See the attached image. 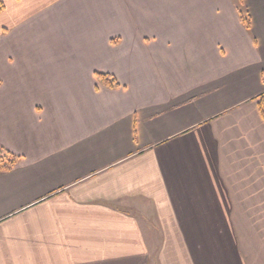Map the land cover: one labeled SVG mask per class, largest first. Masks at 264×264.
Returning <instances> with one entry per match:
<instances>
[{"label": "crops", "instance_id": "obj_1", "mask_svg": "<svg viewBox=\"0 0 264 264\" xmlns=\"http://www.w3.org/2000/svg\"><path fill=\"white\" fill-rule=\"evenodd\" d=\"M0 3V264H264V0Z\"/></svg>", "mask_w": 264, "mask_h": 264}, {"label": "trees", "instance_id": "obj_2", "mask_svg": "<svg viewBox=\"0 0 264 264\" xmlns=\"http://www.w3.org/2000/svg\"><path fill=\"white\" fill-rule=\"evenodd\" d=\"M2 9L3 7L2 4L0 3V12H2ZM241 17H242L241 18L242 22L244 23L246 29L249 30L251 28V22L248 15L246 14L244 15L241 12ZM98 77L100 79L101 84L107 88L119 87L118 81L113 76L106 74H99ZM261 114L264 118V105L261 106ZM16 162H17V158L0 146V171L11 170L15 166Z\"/></svg>", "mask_w": 264, "mask_h": 264}]
</instances>
